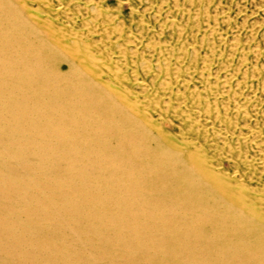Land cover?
Instances as JSON below:
<instances>
[{
  "label": "bare ground",
  "instance_id": "1",
  "mask_svg": "<svg viewBox=\"0 0 264 264\" xmlns=\"http://www.w3.org/2000/svg\"><path fill=\"white\" fill-rule=\"evenodd\" d=\"M26 1L0 0V264H264V214Z\"/></svg>",
  "mask_w": 264,
  "mask_h": 264
},
{
  "label": "rangeland",
  "instance_id": "2",
  "mask_svg": "<svg viewBox=\"0 0 264 264\" xmlns=\"http://www.w3.org/2000/svg\"><path fill=\"white\" fill-rule=\"evenodd\" d=\"M26 2L96 78L171 142L203 149L264 214V0Z\"/></svg>",
  "mask_w": 264,
  "mask_h": 264
}]
</instances>
